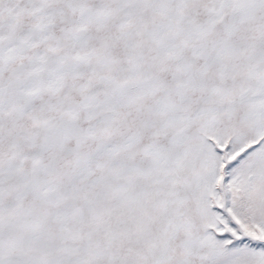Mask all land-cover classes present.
<instances>
[{"label":"snow or ice","instance_id":"6c2138e0","mask_svg":"<svg viewBox=\"0 0 264 264\" xmlns=\"http://www.w3.org/2000/svg\"><path fill=\"white\" fill-rule=\"evenodd\" d=\"M0 264H264V0H0Z\"/></svg>","mask_w":264,"mask_h":264}]
</instances>
